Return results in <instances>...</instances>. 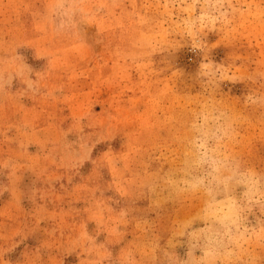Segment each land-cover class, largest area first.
Listing matches in <instances>:
<instances>
[{
    "label": "rangeland",
    "instance_id": "rangeland-1",
    "mask_svg": "<svg viewBox=\"0 0 264 264\" xmlns=\"http://www.w3.org/2000/svg\"><path fill=\"white\" fill-rule=\"evenodd\" d=\"M0 264H264V0H0Z\"/></svg>",
    "mask_w": 264,
    "mask_h": 264
}]
</instances>
